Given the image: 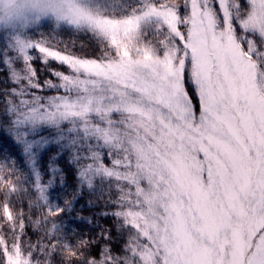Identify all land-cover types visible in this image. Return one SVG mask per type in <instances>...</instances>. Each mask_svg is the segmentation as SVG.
I'll return each instance as SVG.
<instances>
[{
  "label": "snow or ice",
  "instance_id": "snow-or-ice-1",
  "mask_svg": "<svg viewBox=\"0 0 264 264\" xmlns=\"http://www.w3.org/2000/svg\"><path fill=\"white\" fill-rule=\"evenodd\" d=\"M44 2L30 31L2 38L16 85L4 102L24 120L78 118L102 132L115 149L105 172L127 186L115 214L131 236L122 255L90 259L84 240L45 227L56 208L32 221L44 237L25 240L16 178L0 168V264H264V0ZM49 16L53 31L91 33L102 54L34 39ZM33 50L70 74L41 84Z\"/></svg>",
  "mask_w": 264,
  "mask_h": 264
},
{
  "label": "trees",
  "instance_id": "trees-1",
  "mask_svg": "<svg viewBox=\"0 0 264 264\" xmlns=\"http://www.w3.org/2000/svg\"><path fill=\"white\" fill-rule=\"evenodd\" d=\"M241 3L246 4V0H241ZM41 33L57 46L56 50H63L68 45L77 56L96 58L102 54V46L91 33L77 32L67 25L53 31L48 20L30 35L38 40ZM2 38L0 33V47ZM35 57L32 64L41 84L45 80L58 82L54 71L70 73L66 65L54 60L44 64L38 54ZM15 87L9 70L0 59V168L16 178L17 194L12 195L11 204L14 210L22 209L25 214L24 239L32 243L41 240L44 232L32 221L40 219L48 209L60 208L63 209L61 214L46 221L45 227L54 225L53 233L60 234L62 239L72 245L84 240L88 245L86 255L90 259H101L104 251L114 256L122 255L131 234L130 229L115 214L120 198V183L101 176L87 183L81 181V168L86 162L80 158L83 149L77 146L74 139L72 144L67 145L68 140L62 136L63 127L60 128L59 139L28 153L16 124L20 109L12 99L4 102V90ZM186 87L193 96L198 112L199 102L194 88L190 84H186ZM41 94L50 97L55 92L49 89ZM55 134L52 128H44L33 136L53 137ZM103 162L108 164L107 160ZM2 200L0 196V203ZM53 264H61L59 255L53 257Z\"/></svg>",
  "mask_w": 264,
  "mask_h": 264
},
{
  "label": "rangeland",
  "instance_id": "rangeland-1",
  "mask_svg": "<svg viewBox=\"0 0 264 264\" xmlns=\"http://www.w3.org/2000/svg\"><path fill=\"white\" fill-rule=\"evenodd\" d=\"M2 35L4 36L5 34ZM32 54L34 56L38 54L39 56V53L36 50H33ZM15 67L17 70H21L23 68V63L18 62L15 64ZM21 111L22 110L20 109L16 124L22 135L24 147L28 153L31 154L33 149L41 148L44 145L46 146L52 141H55L56 138L59 139L61 134L60 128L63 127L62 136L64 139L68 140L67 145L72 144L74 139L77 146L80 147V149H83L80 158H83L86 162L81 168V181L87 183L91 179L99 176L113 178L120 183V186L118 185L120 188V197L123 195L127 186L115 177L107 175L105 172V168H108L109 171L112 170L110 167L112 161L108 153L115 149L112 144L105 142L102 132L96 131L89 124L78 118L57 119L54 121L39 120L35 118L24 120L21 119ZM44 128H52L57 134L53 137L47 135L41 137L33 136L34 133ZM104 160H107L108 164H105L103 162Z\"/></svg>",
  "mask_w": 264,
  "mask_h": 264
},
{
  "label": "clouds",
  "instance_id": "clouds-1",
  "mask_svg": "<svg viewBox=\"0 0 264 264\" xmlns=\"http://www.w3.org/2000/svg\"><path fill=\"white\" fill-rule=\"evenodd\" d=\"M46 7L44 0H0V33L28 32L33 18ZM52 22L51 17L46 18Z\"/></svg>",
  "mask_w": 264,
  "mask_h": 264
}]
</instances>
